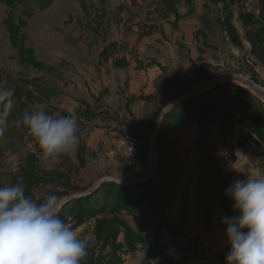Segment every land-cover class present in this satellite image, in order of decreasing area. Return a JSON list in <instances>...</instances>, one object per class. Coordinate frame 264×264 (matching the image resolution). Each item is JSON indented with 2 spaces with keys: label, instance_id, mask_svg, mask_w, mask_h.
I'll return each instance as SVG.
<instances>
[{
  "label": "crops",
  "instance_id": "crops-1",
  "mask_svg": "<svg viewBox=\"0 0 264 264\" xmlns=\"http://www.w3.org/2000/svg\"><path fill=\"white\" fill-rule=\"evenodd\" d=\"M179 2L181 6L176 11L178 18L174 14L175 17L171 16L163 25L166 34L164 38L156 33L139 38L138 28H133L135 34L130 36L126 33L125 25L113 22L111 31L114 32L115 38H111L99 54L92 58L91 66L82 67L84 95L90 104L82 108L85 112L80 113L84 118L81 121L84 126L88 121L92 128L91 133L87 130L80 133L78 148L83 147L84 151L80 157L77 151L78 161L82 157L81 162L83 164L85 162L79 170L87 173L84 177L85 186L81 185L82 195L92 189L98 190L104 180L122 186L117 179L131 178L124 166L125 155L120 145L121 141L129 138L140 144V136L150 135L148 130L150 124H157L161 112L167 106L197 91L193 83L180 77V73L186 66L195 64L204 67L206 48L216 47L221 53H228L229 57L225 54L227 57L225 63L230 65L234 63L232 55H235V59L241 54L242 57L247 55V61L252 62L256 73L264 76V65L248 55L250 49L248 42L244 41V52L234 48L216 26L214 16L209 24H201L200 18L206 16L205 0ZM207 26H212V30L209 31ZM214 31L219 33L221 38H213ZM197 44L205 45V50L198 49ZM217 70L218 73L225 71L222 68ZM67 109L75 110L72 106H68ZM90 112L92 114L89 116ZM168 128L165 132V141L169 147L176 149L178 162L174 170L180 175V188L168 213L171 214L169 215L171 219L180 225L184 217L193 231L191 232L193 240L192 237L190 239L187 237V240L179 237L177 241L184 252H192L195 256L193 260L198 262L197 264H221V257L227 253L226 228L219 225L217 216L208 223L204 222L202 217L204 211L199 209L202 198V189L199 185V173L202 170L199 143L202 129L199 124L186 127L185 123L171 125ZM206 129L212 145L218 134L223 138H233L231 156L237 163L217 164L222 178L228 183L232 185L238 179L264 175V143L240 124L239 117L234 118L232 130L226 134L221 132L219 124L207 123ZM256 140L260 143L261 149L257 147ZM0 146L4 147L2 144ZM28 152L36 154L34 143L29 144L26 151H22L21 154L4 153L1 158L7 157L12 161L10 162L11 169L14 166L12 172L16 170L17 175L21 160ZM70 156L74 159L71 154L62 156L56 162H47L37 154L43 169L59 171L67 167L64 162ZM87 166L92 170L88 171ZM93 171L94 173L97 171L95 174L99 178L91 184L89 177ZM107 173L113 176L106 178ZM142 176L144 178L146 174ZM100 196L101 193L97 197ZM184 207L186 208L184 216L179 217ZM128 221L132 223V219L129 218ZM77 230L82 236L83 227ZM197 236L204 237V246L193 243ZM187 243H192L191 249ZM169 249L174 253L175 246ZM129 255L132 254L126 257ZM143 258L145 259V255Z\"/></svg>",
  "mask_w": 264,
  "mask_h": 264
},
{
  "label": "trees",
  "instance_id": "trees-1",
  "mask_svg": "<svg viewBox=\"0 0 264 264\" xmlns=\"http://www.w3.org/2000/svg\"><path fill=\"white\" fill-rule=\"evenodd\" d=\"M8 4V0H3ZM39 1V0H37ZM232 1L234 0H210L215 6H221L215 17V24L232 46L241 52L245 51L244 41L250 44L248 55L254 57L258 62L264 65V0H259L258 14L247 10L244 6L239 7L238 13L232 10ZM249 1V0H244ZM24 2V1H22ZM53 0H48L45 7H48ZM11 5V4H9ZM172 9V8H171ZM174 10V9H172ZM238 22L241 31L236 26ZM33 65L40 70H52V68L39 64L31 57ZM205 78L196 84H206L211 82ZM9 83L8 89L13 91L14 106L7 117V124L4 135L0 137V144L3 147V153L11 155L21 154L26 151L27 146L34 143L36 154L26 153L21 160L17 175L11 179L12 184H19L25 190V194L34 199L37 198L36 192L42 189L48 190L49 184L58 192L60 197L63 193L59 189L66 187L64 179H69V174L59 170H45L39 163L37 154L38 147L35 141L26 134V131L16 126L14 121L25 111H30L29 103L41 100L42 97H52L56 91L43 88L40 84H34V89L26 85ZM37 83V82H34ZM194 84V85H196ZM252 94L247 90L221 82L216 84L209 92L187 99L183 103L172 109L164 118L160 134L158 135L156 150L158 152L159 166L154 176L141 184L121 186L114 182L103 183L95 195L101 193L97 204L91 205L93 196L83 198L67 203L61 211L63 218L70 219L77 224L76 229L85 227L89 221L87 218L96 220L95 238L89 241L88 255L82 261V264H124V256L135 254L144 249L146 256L141 264H184L181 259L175 256H167L163 250L162 241L164 238V229L172 230L167 226L171 219L168 214L175 198L167 199L164 193L159 189L162 178L165 177V169L171 167L177 178L176 183L178 191L180 175L175 172V166L178 162L176 149L169 147L165 141V132L171 125H180L185 123L186 127L199 124L202 129L201 141L199 147L201 150L202 170L199 173V185L202 189V198L199 209L204 211L203 221L208 223L215 216L219 219V224L226 228L222 223L224 216H235L233 201L226 194V189L231 185L224 178L217 167V162L213 157L210 146L211 137L206 133V124L221 125V132L226 134L232 130L233 120L239 117V122L248 131L256 135L260 142L264 143V112H257L258 104L255 103ZM169 125V126H166ZM154 124L151 123L148 130L151 131ZM138 148V162L135 166L127 169L130 177H141L145 175L151 158L150 135L140 136ZM257 147L261 145L256 140ZM79 157L83 154L84 148L79 147ZM174 159L173 165L162 163L163 159ZM83 162V158L81 157ZM67 168V167H66ZM169 173V172H166ZM69 185V184H67ZM89 205L82 207L76 220H72V207H79V203ZM131 207L136 211L130 210ZM186 208L180 213L179 217L184 216ZM109 211L108 216L104 218L105 212ZM121 214L130 216L132 223L124 219ZM87 217V218H84ZM182 229L187 225L186 219L182 217ZM86 220V221H85ZM181 231V230H180ZM175 230L171 233L172 239H177L181 233ZM83 237V236H82ZM123 238V239H122ZM122 239V240H121ZM230 252V244L227 240V253L221 257V264H226V256Z\"/></svg>",
  "mask_w": 264,
  "mask_h": 264
},
{
  "label": "rangeland",
  "instance_id": "rangeland-1",
  "mask_svg": "<svg viewBox=\"0 0 264 264\" xmlns=\"http://www.w3.org/2000/svg\"><path fill=\"white\" fill-rule=\"evenodd\" d=\"M179 1L180 0H53L48 7H45L48 0H8V4L0 0V89H8L9 83L14 85L18 82L21 84L22 80L28 82L26 85L32 89H34V84H40L43 88H50L56 91V94L49 98L42 97L41 100L37 99L36 102L32 101L29 103L30 111L43 107L46 111L55 116L75 114L78 118V124L81 130L80 133H82V131L84 132V130L91 133L92 128L90 123L86 121L87 124L84 126L81 121V119L84 118L80 114L85 112L82 108L88 107L90 104L84 95L85 89L82 85V67L85 65L91 66L93 61L92 58L99 54V51L104 48L105 44L108 43L111 38H115L114 32L111 31L112 25L114 24L113 22H117V25H125L126 33L130 36H134L135 34L133 28H138L137 36L139 38L149 37L155 33L164 38L166 34L164 33L163 25L171 16L174 18V14H176L178 18L176 11L181 6ZM191 1L193 0H184V2L187 3ZM231 4L235 14L238 13L239 7L241 6H244L247 10L256 14L259 13L258 0H234ZM204 7L206 16L201 17L200 22L201 24H209V22L212 21V17L217 16L221 6L219 5L217 7L213 2L211 3L210 0H205ZM236 26L243 34L238 22H236ZM206 28L209 31L212 30V26H207ZM212 37L221 38V35L214 31ZM197 47L201 50H205L206 48L205 45H201L200 47L199 44H197ZM206 50V54L210 50H215L218 57L223 61V65L217 68L224 69V72H234L235 68L238 66L247 74L258 76L252 62L247 61V55L242 57L241 54L237 59H235V55H232V61L234 63L230 65L229 63H225L227 58L226 55L229 57L228 53H225V55L216 47L210 49L206 48ZM225 50H227V46ZM32 56H34L36 62L44 64L52 68V70L38 69L32 63ZM204 60L206 65L204 67L198 66L201 80L208 77L209 80L212 81L206 84L194 85L197 91L221 82H228L219 77L221 72L218 73L217 68L209 65L206 58ZM235 60L237 65L235 64ZM180 77L186 80L181 73ZM253 99L256 100L255 103L258 104L257 112L259 114L264 112V100L255 96H253ZM68 106H72L75 110L67 109ZM91 114L90 112L89 116ZM156 125L157 124H155L150 131L151 146L156 144L158 139V136L155 138ZM210 146L211 148L213 146L212 140ZM75 151L74 154L72 153V158L74 159H71L70 156L69 159L67 158L64 162L67 168L64 167L63 172L69 174L70 177L69 179H64L66 187L59 189V192L63 193V195L60 196L62 201L82 195L81 185L85 186L84 177L87 173L81 172L82 169L79 170L80 167L84 166L85 162L83 164L81 160H79V162L77 159V151L81 152V150L77 147ZM2 154H4L3 148L0 146V186H5L12 184V178L10 177H13L17 171L15 170L12 172V170H14V166H12L11 169L10 162L12 161L7 157L1 158ZM149 162L150 164L146 176L154 170L155 174L158 169L159 160L156 162L155 151H152ZM162 163L173 165L174 159L164 158ZM124 166L128 169L125 165V160ZM86 169H88V171L92 170L89 166H87ZM170 169L171 167L165 169L164 172L167 175L162 178L161 184L163 186L159 187L167 199L175 198L177 193H175L177 190L176 182L173 181L177 178V175H175L174 171H170ZM104 170L106 172V169ZM95 173L94 171L93 174L89 173L91 174L89 177L91 184L95 183L97 178H99ZM106 175V178L113 176L109 173ZM141 178H143V176L138 178L127 177L124 179H117V181L122 184V186H126V182L139 180ZM53 191L55 194L58 192V190L56 191L55 189H53ZM96 192L97 190L95 189L85 192L93 196L91 200L92 204L89 203V205H85L80 202L77 210L75 206L72 207V217L69 218L76 220L79 214L78 210H81L84 206L89 208L90 204H97L95 202L99 201V197L97 198L98 194L95 195ZM47 194H50L49 190H44L42 188L39 192H36L37 198L40 199H43ZM130 210L136 211V208L131 207ZM108 213L109 211L105 212L104 218L108 216ZM168 214L171 216L170 213ZM121 215L126 220L129 218L132 219L130 216ZM65 219L68 221L70 220L68 218ZM87 219L89 221L91 220L90 218ZM69 222L72 223L75 228L77 227L76 222ZM169 225L173 228V231L164 229L163 240L165 243L162 241V246L165 253H170L168 256L178 257L184 264H197L198 262L193 260L195 256L192 252H184V249L177 241L179 237L185 240H187V237L189 239L192 237L193 240V236L191 235V232L193 233L192 227L186 225L182 229V226L178 224L176 220L172 219L167 223V226ZM176 229L179 230L178 233L181 234L177 239H171V233H174ZM187 244L191 249L192 243ZM173 245L175 246L174 253L171 251L172 249H169ZM179 253L182 255L178 256ZM144 255L146 256L144 249L140 248L136 254L127 257L124 256V264H141L144 262Z\"/></svg>",
  "mask_w": 264,
  "mask_h": 264
},
{
  "label": "clouds",
  "instance_id": "clouds-1",
  "mask_svg": "<svg viewBox=\"0 0 264 264\" xmlns=\"http://www.w3.org/2000/svg\"><path fill=\"white\" fill-rule=\"evenodd\" d=\"M13 91L0 89V137L14 106ZM36 143L44 161L71 155L81 135L75 114L55 116L45 108L23 112L15 121ZM37 200L19 184L0 186V264H82L89 241L62 217V198ZM238 215L224 216L230 252L226 264H264V175L238 179L226 189Z\"/></svg>",
  "mask_w": 264,
  "mask_h": 264
},
{
  "label": "built area",
  "instance_id": "built-area-1",
  "mask_svg": "<svg viewBox=\"0 0 264 264\" xmlns=\"http://www.w3.org/2000/svg\"><path fill=\"white\" fill-rule=\"evenodd\" d=\"M201 45L202 44H199L200 47ZM206 60L207 63H209V65L213 66L214 68L221 67L223 65L222 59L218 57L215 50H210L207 53ZM181 74L187 81L193 84L198 83L201 79L198 66L195 65L183 67L181 69ZM219 77L227 80L228 82L231 81L245 85L246 88L251 90L252 92L251 94L253 96L261 97L264 99V76L261 75L252 76L250 74H247L237 66L234 72L231 71L222 72ZM102 141L105 142V139H103ZM232 144H233V138L231 137L223 138L219 134L215 136L212 146V153L217 164L220 165L225 162H230L232 164L237 163L236 160H234L231 156L233 151V148L231 147ZM120 145L125 155V165L128 168L135 166L138 162L139 144L136 141L127 138L122 140ZM95 227H96V220L91 219L86 223L84 229L82 230V236L86 238L88 241H93ZM193 243H195L196 245L204 246L205 243L204 237L197 236Z\"/></svg>",
  "mask_w": 264,
  "mask_h": 264
},
{
  "label": "water",
  "instance_id": "water-1",
  "mask_svg": "<svg viewBox=\"0 0 264 264\" xmlns=\"http://www.w3.org/2000/svg\"><path fill=\"white\" fill-rule=\"evenodd\" d=\"M229 83H230L231 85L241 87V88H243V89L249 91L250 93H252L251 90H249L248 88H246V87L243 86L242 84H239V83H236V82H231V81H229ZM215 85H216V84H215ZM215 85H214V86H215ZM214 86H210V87H208V88H204V89L198 90V91H196V92H194V93H192V94H190V95H188V96H186V97H184V98H181V99L176 100L175 102H173L172 104H170L169 106H167V107L161 112V114H160V116H159V118H158L157 125H156V129H155V138H157V136H158V134H159V132H160V129H161V126H162V123H163V120H164L165 116H166V115H167L172 109H174L176 106H178L179 104L183 103L184 101H186V100L189 99V98H192V97H195V96H201V95H203V94L209 92ZM258 98L261 99V100H264V99L261 98V97H258ZM151 148L153 149V150L151 149V152H152V151H155V153H156V162H158V152H157V150H156V144H153V145L151 146ZM154 172H155V170H154V171H151L147 176H145L144 178H141V179H139V180H131V181H128V182L125 183V185H134V184H141V183H144V182L148 181L149 179H151V178L153 177ZM106 182H110V181H109V180H107V181L104 180V181L100 184V186H101L103 183H106ZM111 182H112V181H111ZM89 195H91V194H83V195H79V196H76V197L68 198V199L62 201V203H63V207H64L67 203L73 201L74 199H80V198H83V197H85V196H89ZM63 207H62V208H63Z\"/></svg>",
  "mask_w": 264,
  "mask_h": 264
}]
</instances>
